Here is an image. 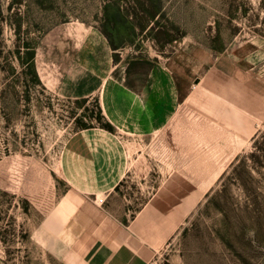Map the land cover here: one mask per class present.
<instances>
[{"label": "rangeland", "instance_id": "1", "mask_svg": "<svg viewBox=\"0 0 264 264\" xmlns=\"http://www.w3.org/2000/svg\"><path fill=\"white\" fill-rule=\"evenodd\" d=\"M70 23L98 27L129 56L165 61L189 52L199 63L254 43L264 58V0H0V264H81L69 249L80 222L61 153L74 133L100 127L99 101L59 97L32 74V54L44 68ZM242 73L235 79L245 89L254 76ZM231 78L220 83L226 108ZM202 79L195 110H180L172 140L130 148L148 150L163 176L177 170L180 211L187 209L152 264H264V122L242 133L216 124L203 105L223 104L225 87L214 82L203 93ZM131 186L120 195L140 199Z\"/></svg>", "mask_w": 264, "mask_h": 264}, {"label": "crops", "instance_id": "2", "mask_svg": "<svg viewBox=\"0 0 264 264\" xmlns=\"http://www.w3.org/2000/svg\"><path fill=\"white\" fill-rule=\"evenodd\" d=\"M68 25L69 32L50 46L53 55L40 70L36 54L40 80L48 91L68 100L97 98L104 122L113 128L79 130L62 150L63 178L74 192L72 200L77 197L72 202L77 206L73 220L80 222L70 252L81 264H152L178 230L187 209L180 211L179 181L173 176L177 170L166 168L163 176L161 163L148 150L133 154L130 148L172 140L169 132L180 110L185 104L195 110L194 83L200 75L203 93L214 82L220 89L225 87L219 91L222 106L203 105L216 124L242 133V126L264 122L263 54L251 43L250 48L242 44L215 53L214 60L208 54L196 63L187 52L162 61L157 56H129L123 48L114 51L98 27ZM56 49L58 54H54ZM242 72L254 76L245 89L235 79ZM228 77L235 79V96L232 100L230 95L226 108L227 86L220 83ZM156 168L160 175L150 176ZM140 171L144 176L137 178ZM126 183L140 190V199L120 195ZM190 204H194L193 194Z\"/></svg>", "mask_w": 264, "mask_h": 264}, {"label": "trees", "instance_id": "3", "mask_svg": "<svg viewBox=\"0 0 264 264\" xmlns=\"http://www.w3.org/2000/svg\"><path fill=\"white\" fill-rule=\"evenodd\" d=\"M101 31L104 33V35L109 40L110 45H111V47L113 48L114 51H117V50L123 48L122 46H116V44H114L113 40L109 38L108 34L105 31H103V30H101ZM117 59L118 58L116 57V60ZM32 63H33L34 71H35V72H32V74L34 76V79H35V81H36L37 84L43 85L42 82H41V80H40V77L38 75L37 69H36V54H34V53L32 54ZM98 121L100 123V127L101 128L106 129V130H109V131H112L113 130V128H112V126L110 124H107V123L104 122V118L102 116V111H101L100 108H99V114H98ZM88 128H90V127H86V128H83V129H88ZM218 210H220V208H218ZM188 232H189V229H187L184 232V236H186L188 234Z\"/></svg>", "mask_w": 264, "mask_h": 264}, {"label": "built area", "instance_id": "4", "mask_svg": "<svg viewBox=\"0 0 264 264\" xmlns=\"http://www.w3.org/2000/svg\"><path fill=\"white\" fill-rule=\"evenodd\" d=\"M98 202H99L100 204H103V203H104V199L102 198V199L98 200Z\"/></svg>", "mask_w": 264, "mask_h": 264}]
</instances>
